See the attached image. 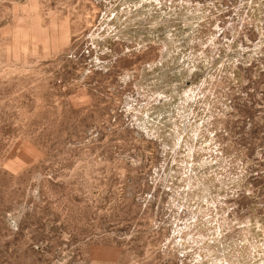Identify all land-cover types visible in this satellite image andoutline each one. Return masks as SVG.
I'll return each mask as SVG.
<instances>
[{"label":"rangeland","instance_id":"1","mask_svg":"<svg viewBox=\"0 0 264 264\" xmlns=\"http://www.w3.org/2000/svg\"><path fill=\"white\" fill-rule=\"evenodd\" d=\"M0 264H264V0H0Z\"/></svg>","mask_w":264,"mask_h":264}]
</instances>
